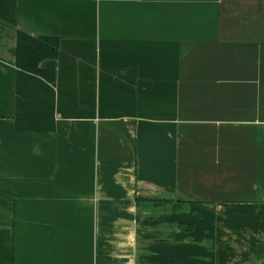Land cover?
Here are the masks:
<instances>
[{"label":"crops","instance_id":"0c3cea01","mask_svg":"<svg viewBox=\"0 0 264 264\" xmlns=\"http://www.w3.org/2000/svg\"><path fill=\"white\" fill-rule=\"evenodd\" d=\"M0 264H264V0H0ZM19 31L56 37L16 64Z\"/></svg>","mask_w":264,"mask_h":264},{"label":"trees","instance_id":"16d2710c","mask_svg":"<svg viewBox=\"0 0 264 264\" xmlns=\"http://www.w3.org/2000/svg\"><path fill=\"white\" fill-rule=\"evenodd\" d=\"M0 18L16 26L14 13L0 15ZM59 50L60 42L56 37H35L19 31L16 64L20 69L34 73L49 82H55L56 69L43 67L42 62L46 59L57 58Z\"/></svg>","mask_w":264,"mask_h":264}]
</instances>
